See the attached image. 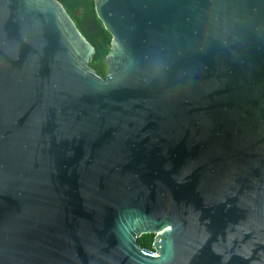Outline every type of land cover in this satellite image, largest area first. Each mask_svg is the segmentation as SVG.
Masks as SVG:
<instances>
[{"label":"water","instance_id":"water-1","mask_svg":"<svg viewBox=\"0 0 264 264\" xmlns=\"http://www.w3.org/2000/svg\"><path fill=\"white\" fill-rule=\"evenodd\" d=\"M94 5L105 78L59 0H0V264H264V0Z\"/></svg>","mask_w":264,"mask_h":264},{"label":"trees","instance_id":"trees-1","mask_svg":"<svg viewBox=\"0 0 264 264\" xmlns=\"http://www.w3.org/2000/svg\"><path fill=\"white\" fill-rule=\"evenodd\" d=\"M79 31L94 46L96 53L91 61V66L103 78L107 74L106 58L111 49L112 36L104 29L97 18L94 0H59ZM153 235L144 236L137 240L141 249L152 250L154 244Z\"/></svg>","mask_w":264,"mask_h":264},{"label":"flooded vegetation","instance_id":"flooded-vegetation-1","mask_svg":"<svg viewBox=\"0 0 264 264\" xmlns=\"http://www.w3.org/2000/svg\"><path fill=\"white\" fill-rule=\"evenodd\" d=\"M154 239H156V237H154ZM153 247V246H152ZM150 251H152V250H150Z\"/></svg>","mask_w":264,"mask_h":264}]
</instances>
